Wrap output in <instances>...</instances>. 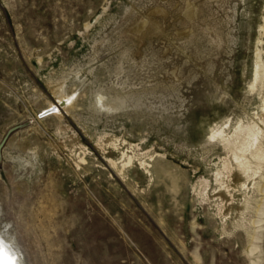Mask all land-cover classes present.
<instances>
[{
    "label": "rangeland",
    "instance_id": "374dc122",
    "mask_svg": "<svg viewBox=\"0 0 264 264\" xmlns=\"http://www.w3.org/2000/svg\"><path fill=\"white\" fill-rule=\"evenodd\" d=\"M262 25L264 0H0V249L17 264H252L201 189L222 166L211 122L264 114ZM114 139L170 173L135 158L123 178Z\"/></svg>",
    "mask_w": 264,
    "mask_h": 264
},
{
    "label": "bare ground",
    "instance_id": "6f19581e",
    "mask_svg": "<svg viewBox=\"0 0 264 264\" xmlns=\"http://www.w3.org/2000/svg\"><path fill=\"white\" fill-rule=\"evenodd\" d=\"M262 28L264 31V25H262ZM260 41L261 40L258 42ZM257 51V56L260 57L259 54L263 49L257 46ZM252 75L253 79L250 83L251 89H254L258 80H260L264 86V60H255ZM54 106V104L50 103L49 107L46 109L53 108ZM104 106L108 108L116 107L110 103H105ZM260 106L264 111V96L262 97ZM257 118L259 122L258 120H252V122L245 123L242 121L241 117H237V119L232 122L231 116L227 114L226 117L214 119L211 122L206 132L205 140L208 144L217 149L215 152L219 154L222 166L216 167L215 171H213L215 185L211 184L210 181L205 178L201 189V196L205 201H209L212 197L210 194L211 190L213 196H215V194L218 195L216 199H213V205L215 204L216 214L219 215L222 220V229L225 233L228 232V235H230V231H237V233L243 234L245 251L252 264L259 262V259H261L260 253L262 251V245L260 241L262 237L261 230L264 226V114L257 116L256 119ZM118 140L119 139H114L111 144L121 153V161L118 163L117 160L113 158L109 159L110 163L116 167L118 173L123 178L127 176V169L134 164L135 158L138 159V165L136 164V166L141 168L142 172L148 178H151L155 172H157V174L170 173L168 166L162 163L150 164V162L144 158V154L141 153L139 156V153L133 150L134 146H132L131 143H127L128 145L120 147V144L122 142L125 143V140L122 142H118ZM129 148L133 150L132 153L128 152ZM221 154H223V156ZM147 155H149V157L153 156V154L148 153ZM80 159L81 161L85 160L84 157ZM171 176L176 178L173 174H171ZM251 189L252 193L250 195ZM239 190L243 191L242 196L236 193ZM248 208L252 209L254 215L250 219V224H245L243 222V214ZM228 215L230 216L228 217ZM214 219L212 221H214ZM240 230H242V232ZM0 264H17L14 255L4 246L0 249Z\"/></svg>",
    "mask_w": 264,
    "mask_h": 264
}]
</instances>
